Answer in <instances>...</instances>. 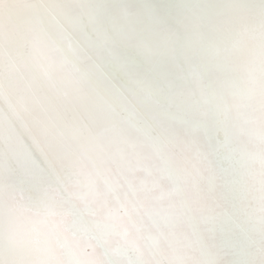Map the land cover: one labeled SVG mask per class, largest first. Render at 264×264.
Instances as JSON below:
<instances>
[{"label":"snow or ice","instance_id":"1","mask_svg":"<svg viewBox=\"0 0 264 264\" xmlns=\"http://www.w3.org/2000/svg\"><path fill=\"white\" fill-rule=\"evenodd\" d=\"M105 7L0 0V264H186L172 229L193 219L264 264V6L258 30L242 0H193L178 28Z\"/></svg>","mask_w":264,"mask_h":264},{"label":"clouds","instance_id":"2","mask_svg":"<svg viewBox=\"0 0 264 264\" xmlns=\"http://www.w3.org/2000/svg\"><path fill=\"white\" fill-rule=\"evenodd\" d=\"M100 2L106 6L105 14L109 17H117L119 6L123 4L127 5L137 18L143 19L146 12L150 10L178 28L179 19L190 14L188 5L193 3V0H100ZM199 2L207 7L209 13L217 12L223 5V0H199ZM242 3L247 8L243 22L251 30H258L261 23L259 9L264 6V0H242ZM258 43L257 39L248 40L243 48L233 53V62L241 67L250 63L252 54L258 48ZM244 76L245 74L240 71L232 73L231 78L239 85L243 83ZM232 99L231 95L225 97L226 102L229 103ZM240 142L248 150H254V145L247 137H241ZM217 160L222 169L227 168L222 155L218 156ZM248 206L251 208L254 204L249 201ZM229 208L238 212L239 201L234 200ZM240 223L242 224L243 221L241 220ZM172 230L180 240L184 241L183 246L176 250L175 255L184 260L186 264H203L205 260H211L213 264H240L241 260L251 256V250H249V257H244L235 247L225 242L227 238H230L240 248H247L244 233L240 229L233 230L226 236L224 232H214L207 225L200 223L198 219H193L187 223L178 221ZM147 251L149 258L166 259L170 253V245L167 240L162 239L158 247L153 248L149 245Z\"/></svg>","mask_w":264,"mask_h":264}]
</instances>
